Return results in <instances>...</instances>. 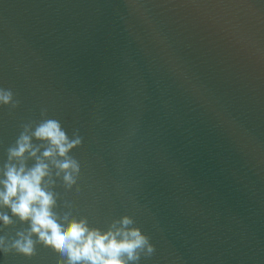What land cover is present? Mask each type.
<instances>
[{
	"label": "water",
	"instance_id": "1",
	"mask_svg": "<svg viewBox=\"0 0 264 264\" xmlns=\"http://www.w3.org/2000/svg\"><path fill=\"white\" fill-rule=\"evenodd\" d=\"M0 88V180L22 132L26 168L43 121L81 137L73 182L44 160L65 225L129 217L155 251L128 264H264V0H0ZM4 214L10 246L30 224ZM31 239L0 264H67Z\"/></svg>",
	"mask_w": 264,
	"mask_h": 264
},
{
	"label": "clouds",
	"instance_id": "2",
	"mask_svg": "<svg viewBox=\"0 0 264 264\" xmlns=\"http://www.w3.org/2000/svg\"><path fill=\"white\" fill-rule=\"evenodd\" d=\"M18 103L11 89L0 88V105L15 108ZM24 127L27 131V125ZM32 137L47 142L48 147L42 156L37 157L33 167L26 168L25 153L36 157L39 149L33 148L31 137L22 132L16 140V146L8 150L9 160L15 158L19 164H6L4 179L0 180V205L9 208L11 214L20 221H28L29 232L27 235L18 232V238L10 246H6L4 238L0 237V251L8 253L14 249L19 254L31 256L34 254L31 235L35 234L39 242L66 255L67 264H128L129 261L138 262L142 252L146 257L153 254L155 249L150 238L139 228H128L133 221L127 216L119 221L121 227L113 224L103 233L96 228H89L83 219H72L66 225L58 220L51 211L55 203L53 194L42 187V181L49 175L48 164L44 160H52L59 170L57 175L59 172L64 173L65 183L73 182L74 173L79 172V162L69 157L68 153L81 143V137L74 133V138L69 139L60 122L55 119L40 123L32 132ZM56 157L61 159L57 160ZM0 221L4 225L11 223L6 214L0 215Z\"/></svg>",
	"mask_w": 264,
	"mask_h": 264
}]
</instances>
